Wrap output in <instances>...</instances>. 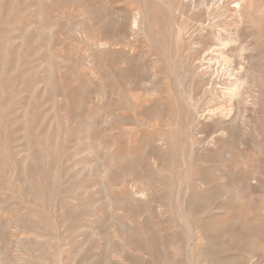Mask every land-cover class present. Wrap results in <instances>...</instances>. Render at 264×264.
Instances as JSON below:
<instances>
[{
    "label": "rangeland",
    "instance_id": "rangeland-1",
    "mask_svg": "<svg viewBox=\"0 0 264 264\" xmlns=\"http://www.w3.org/2000/svg\"><path fill=\"white\" fill-rule=\"evenodd\" d=\"M192 1L0 0V264H264V0L234 42L260 99L214 146L195 73L236 29Z\"/></svg>",
    "mask_w": 264,
    "mask_h": 264
},
{
    "label": "bare ground",
    "instance_id": "bare-ground-1",
    "mask_svg": "<svg viewBox=\"0 0 264 264\" xmlns=\"http://www.w3.org/2000/svg\"><path fill=\"white\" fill-rule=\"evenodd\" d=\"M210 3H211L210 0H198L195 2H193V1L191 2L192 5L196 4L200 8H207L208 6H210ZM213 3L214 4L218 3V6L223 5V7L217 8L218 6L216 5L217 7H215V11L213 12V17L208 19V21H212L211 23L215 25L216 24V18L219 19V17H223L226 15V16L230 17L229 21H233L232 24H234V25L232 27H235L236 31L234 33L227 32L226 30L223 32H216V30H214L215 28H212V27H207L206 32L203 30V32H205L206 35L212 40V43L210 45H207V47H205V49L202 51L201 58L199 59V62H198V63H200L199 66L201 68L199 70H197L195 73V75H197L198 85L200 86V92H199V97H198L197 101L202 102L203 105H202V107L199 108V110L196 108H192V107L191 108L194 111V118H193L192 124L195 125L201 121L205 124L204 125L205 128L210 129V134H206L207 132L206 133L204 132L208 136L211 135V137L208 141L211 142L210 144H212V145H209V146H214L216 144L221 143V141L227 135H230V137H231V133L233 131V128L238 123L239 108L242 107V105L247 104L253 110V108H255L257 105V100L260 99L259 98L260 91L258 89L259 88V82L251 80L249 78V75L253 72V70H251V63L254 62L253 60L255 58V47L251 44L241 46V48H240L241 50L239 49L241 52L238 53V51L236 50L235 44H234V42H238L239 38L241 37L240 29H241V26L243 25V22H245L244 18H246V16L249 13H251V9H250L251 5L248 9H245L244 8V0H241L239 2L234 3V5L231 6V9H227L228 7H226L227 5L224 3L223 0H221V1L220 0H217V1L213 0ZM8 8H9V6H8ZM185 9H187V8H185ZM196 11H198V10H196ZM9 16H10V14H9ZM138 19H139L138 16L135 14L132 16L131 19L129 17V21H131V26L129 29L130 34L133 33L134 31L138 30ZM198 22H199V20H198ZM200 35H202V33H200ZM200 35H198V36H200ZM24 38H23V40H24ZM23 45H24V43H23ZM193 45H194V43H193ZM20 46H22V45H20ZM97 46H99L101 49H105L108 47V45L104 42L98 43ZM36 51H37V49H36ZM14 54H15V52H14ZM197 60H198V58H197ZM6 65H8V64H6ZM20 75H22V74H20ZM261 88H262V86H261ZM260 107H261V104H260ZM234 108L236 109V113L233 115V111H234L233 109ZM242 109H243V107H242ZM246 117H248V116H246ZM247 119H249V118H247ZM249 120H251V119H249ZM243 123H244V121H243ZM240 126H243V125H240ZM215 137H218V139H216ZM204 138H206V137H204ZM213 138H215L216 140ZM200 140H201V138H200ZM156 142H157V146L159 149H161V150L165 149V143L162 140L158 139V140H156ZM199 142L200 141H198V143ZM206 142H207V140L203 139V140H201L200 143L202 145V144H206ZM205 149H207V148H205ZM205 149H204V151H205ZM197 151H199V150H197ZM159 152H161V151L159 150ZM262 163L263 162H261V164ZM251 182H252V180H251ZM193 201H194V196L188 194L186 196V198L183 199V202L181 203V206L185 209V212H187L189 215H194V214L199 213L197 208L194 207ZM194 202H196V201H194ZM191 228H193V231H194V229L196 230L199 228V225L196 223H193L191 225V227H189V231H191L190 230ZM187 231H188V229H187ZM201 236H198V239L200 238L202 240H207L205 238V234L203 232H201ZM208 241H209V239H208ZM192 245L193 246L191 249V253L195 257L196 261H199L200 257H206L207 255H209L211 253L212 247H211V243H209V242H208L206 247L201 246V248L200 247L198 248V246H199L198 242H196L195 244H192Z\"/></svg>",
    "mask_w": 264,
    "mask_h": 264
}]
</instances>
